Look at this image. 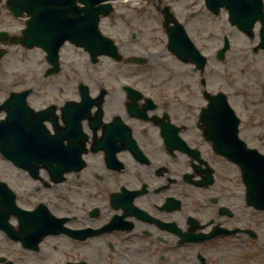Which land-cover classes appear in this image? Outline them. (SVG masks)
<instances>
[{"label":"flooded vegetation","instance_id":"flooded-vegetation-1","mask_svg":"<svg viewBox=\"0 0 264 264\" xmlns=\"http://www.w3.org/2000/svg\"><path fill=\"white\" fill-rule=\"evenodd\" d=\"M8 1H0V27L7 26L10 21V12L5 7ZM138 7L152 8L155 13L146 17L135 13L134 27L128 24L132 21L122 18L124 31L160 30L166 44L167 35L161 28L164 25L162 13L169 8L185 29L189 31L191 27L194 38L202 44L207 62L201 71L171 54L169 58L144 57L148 53L147 47H153L156 40L149 37L146 42L142 37L146 44H139L136 54L146 59L144 65L124 62V73L114 75L113 69L107 68L105 76L90 79L92 98L98 100L103 96V104H96L93 111L101 107L103 118L95 136L88 120L91 115L81 121L82 129L89 137L83 145L87 150L83 156L86 167L80 174L67 175L63 183L53 184L41 171L35 198L48 205L53 215L66 219L65 226L78 229L72 231L80 238L83 233L106 226L115 214L120 218L118 224L122 228L132 226L131 233L125 234L124 238L123 229L93 238L96 243L92 246L97 249V254L84 259L96 264H110L103 241L113 236L115 239L111 242H125V250L138 256L141 264H155L163 255L167 260L165 264H178V252H187L197 246H181L178 234L195 232L199 227L207 234L219 232V224L229 231L236 227L235 212L227 217L221 208L210 205L216 202L219 206L237 210V184L233 179H218L219 169L230 162L223 161L213 152L212 144L202 136L199 123L203 108L219 101L220 96L226 99L239 119L238 136L247 145L244 151H258L264 157V49L253 50L259 43L258 26L253 36L245 37L237 31L243 38V47L239 51L227 52L225 59H221L222 53L218 52L227 33L221 31L226 9L222 8L218 14L210 12L205 8L204 0H144V4ZM20 28L17 31L21 32L24 25ZM157 40L162 43V39ZM125 46L127 55H134L133 50ZM16 53L20 59H25L30 51L21 46L8 49V55ZM42 68H49L43 53ZM119 78L127 80L132 90L121 88ZM73 92L74 88L66 89L67 95L53 98L54 104L61 108L68 100H77L78 96H69ZM148 96L151 100L147 99ZM91 125L98 127L97 123ZM106 125L111 128V139L106 136L103 140ZM167 142H171V148ZM234 144L236 142H230V145ZM96 145L98 148L93 151L91 146ZM102 146L114 148L113 155L117 159L112 168L107 164ZM189 148L197 151L200 159L188 154ZM208 165L215 172L214 184L208 189L195 187L194 182L205 178ZM227 167L229 172L236 173L235 164L230 163ZM28 179L25 175L19 183L27 187ZM121 185L125 187L121 188ZM111 194L121 196L120 202L129 205L114 211L111 202L107 201ZM32 198L34 195L28 196V199ZM88 208L89 213L86 212ZM80 211L84 215L76 216ZM188 215L200 222L197 229ZM241 222L243 220L239 224ZM71 236L58 237L63 238L60 241L75 242ZM231 237L212 238L198 248L203 251L205 248L222 249Z\"/></svg>","mask_w":264,"mask_h":264},{"label":"rangeland","instance_id":"rangeland-1","mask_svg":"<svg viewBox=\"0 0 264 264\" xmlns=\"http://www.w3.org/2000/svg\"><path fill=\"white\" fill-rule=\"evenodd\" d=\"M117 5L118 6H116V12H115V14H116V16H118V15L121 16L122 13L118 12V7H119L120 4H117ZM122 26H123V24H121L117 20L114 21L112 23V28L113 29L111 31L110 36L116 37L115 39H116V41H117V43L119 45L125 43V44L131 45L133 47L135 45L137 46L138 44H136V43H134L132 41L130 33H127L126 34L127 37L125 39H122L121 38L122 35H120L119 33H121V27ZM142 35L145 38L146 37L153 36V35L156 38L159 37L158 32L156 33L155 31H153V32L152 31H146V32H143ZM199 45H200V47H202V44L201 43H199ZM137 47H139V46H137ZM242 47H243V41H242V39H241V41H240V39H237V40L235 39V47H234V50L231 51V52L239 51V49L242 48ZM66 51H67L66 54H67L68 59H66V58L65 59L67 61H70V60H71V62H74V60L76 62L78 61V63L80 64V66L81 65H85L86 62L88 61V59L86 58V55H84V53H82L81 51L78 52L77 50H75L73 48H70V47L69 48H66ZM136 51H138V50H136ZM150 53L153 54L154 56H156L155 59H158V58H169V55H167L166 52L163 51L162 45L159 42H158V44H157V46L155 48H153V49L150 50ZM102 62L103 63H110V61H108L107 59H104V58H103V61ZM105 67H106V65H105ZM111 69H113L114 75L115 74L122 73V71H123L122 66H118L115 63L112 64ZM7 71L8 72H4L3 73L2 77H4V78H3V80L0 83H2L4 81V79H5L6 76H10V71H9L8 68H7ZM33 73H34L33 76L36 78L38 76V74H36L35 71ZM6 78L10 79V77H6ZM0 79H1V77H0ZM7 168H9V167H7L4 163H0V178L1 179H8V180L9 179H14V178H10V177H13L12 175L15 176V173H13L11 171V173H12V175H11L9 173V169L10 168L9 169H7ZM89 210H90V208H88L86 212H88ZM83 213L84 212H82V214ZM60 239H63V238H60ZM60 239L48 238V239H46L47 242L45 241L46 243H44L42 245L41 252H39V253H35V252L34 253H29L26 250H20L19 246L10 243L7 239L2 238V236L0 235V244H5L4 247H8L6 249L8 252L1 253L2 254L1 256H6V257H8L11 260L14 259L19 264H64L63 262L60 263L59 260H57V258H56L57 257V254L55 252V249H53V247L55 246V244H53L51 242V240H60ZM94 243H96V242H94ZM69 246H72L74 248H77V249H74V248L67 247V248H69V258L74 259V260H78L80 254L83 251L87 250V248L81 249L83 247H86V245H78V246H76V245H73V244H69ZM78 247H81V248H78ZM51 254H56V257L53 258L54 263H52V260H50ZM96 254H97V249L95 251V255ZM58 256H59V254H58ZM60 258L61 259H66L67 258L66 253L62 252L60 254ZM68 260L69 259L67 258L66 261H68ZM118 260H119L118 258H115V260H114L115 261V264H118V263H116V262H118Z\"/></svg>","mask_w":264,"mask_h":264},{"label":"water","instance_id":"water-1","mask_svg":"<svg viewBox=\"0 0 264 264\" xmlns=\"http://www.w3.org/2000/svg\"><path fill=\"white\" fill-rule=\"evenodd\" d=\"M36 2V0H34ZM43 2L45 1H55L58 3H64L66 5H68V7L70 6L72 8V6L76 7V1L78 0H41ZM82 4L86 5L85 10L83 11V15L76 14V20L78 21V26H76L74 24V22L72 20H67L65 18V20L63 21L64 26H68V32L66 33L67 38L72 39V41H74L79 47L82 46L84 48H86L87 51L90 52V54L95 57L97 55H103V54H107V55H111V56H115L117 57V51L115 49V47H112V45H106L103 44L99 41V31H98V14L92 13L91 12V8L94 3L96 2H101V1H105V0H79ZM36 4H34L35 6ZM65 40V39H64ZM5 148L2 146V144H0V151H3ZM9 158L13 159L12 155L8 156ZM15 159L17 160L18 158L15 156ZM1 222L3 224V226L5 227L6 230L7 229V218L5 215L1 216ZM36 219V217L32 218L31 222L33 223L34 220ZM10 236L15 238V239H24V235L22 236H14V233L11 232ZM19 237V238H18ZM25 241L27 242V239H25ZM38 243V242H37Z\"/></svg>","mask_w":264,"mask_h":264}]
</instances>
